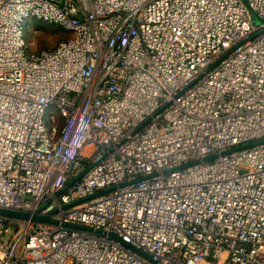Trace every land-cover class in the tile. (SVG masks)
I'll return each mask as SVG.
<instances>
[{
    "label": "built area",
    "instance_id": "built-area-1",
    "mask_svg": "<svg viewBox=\"0 0 264 264\" xmlns=\"http://www.w3.org/2000/svg\"><path fill=\"white\" fill-rule=\"evenodd\" d=\"M262 140L264 0H0L2 264H264Z\"/></svg>",
    "mask_w": 264,
    "mask_h": 264
},
{
    "label": "rangeland",
    "instance_id": "rangeland-1",
    "mask_svg": "<svg viewBox=\"0 0 264 264\" xmlns=\"http://www.w3.org/2000/svg\"><path fill=\"white\" fill-rule=\"evenodd\" d=\"M24 29L26 39H30L34 42V51H38L40 49H54L60 42L69 40L71 38L69 33L64 32L60 28L48 25L35 18H31L26 21L24 23ZM56 29L59 33H56ZM21 248L22 242L19 244L18 253L21 252Z\"/></svg>",
    "mask_w": 264,
    "mask_h": 264
},
{
    "label": "water",
    "instance_id": "water-1",
    "mask_svg": "<svg viewBox=\"0 0 264 264\" xmlns=\"http://www.w3.org/2000/svg\"><path fill=\"white\" fill-rule=\"evenodd\" d=\"M261 144H264V140L259 141V142L250 143L248 145H244L242 147L235 148V149H233L231 151H227V152L223 153L222 156L229 155V154L237 152L239 150L252 148V147H255V146H258V145H261ZM216 158H217V155H213V156L205 158L203 160V162L213 161ZM198 163L199 162H193V163H190L188 165H195V164H198ZM188 165H184L183 168L187 167ZM142 180L143 179H139L136 182H140ZM125 185H128V184H125ZM106 192L107 191H104L102 193H106ZM54 213L55 212H53L52 214H54ZM52 214H49V215H46V216H39L38 214H30V213H25V212H20V211H15V210H6V209L0 208V216H2V217L14 218V219H19V220H29V221H34V222L52 223L51 218H50ZM74 228H77L78 230L93 232L92 230L87 229V228H83V227H74ZM96 233L100 234V235H104L105 234V232H103V231H96ZM108 236L110 238L114 239V240H118V238L116 236L112 235V234H109ZM0 264H2L1 261H0Z\"/></svg>",
    "mask_w": 264,
    "mask_h": 264
},
{
    "label": "trees",
    "instance_id": "trees-1",
    "mask_svg": "<svg viewBox=\"0 0 264 264\" xmlns=\"http://www.w3.org/2000/svg\"><path fill=\"white\" fill-rule=\"evenodd\" d=\"M56 30H57V29H56ZM56 33H59V32H58V30H57V32H56ZM42 50H43V49H40V50H38V51H35V52H40V51H42Z\"/></svg>",
    "mask_w": 264,
    "mask_h": 264
}]
</instances>
